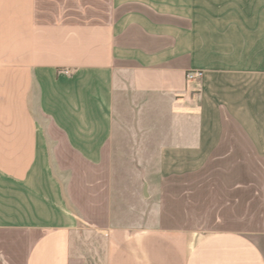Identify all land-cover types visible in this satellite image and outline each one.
Here are the masks:
<instances>
[{
	"label": "crops",
	"instance_id": "0c3cea01",
	"mask_svg": "<svg viewBox=\"0 0 264 264\" xmlns=\"http://www.w3.org/2000/svg\"><path fill=\"white\" fill-rule=\"evenodd\" d=\"M0 264H264V0H0Z\"/></svg>",
	"mask_w": 264,
	"mask_h": 264
},
{
	"label": "built area",
	"instance_id": "2783aa9c",
	"mask_svg": "<svg viewBox=\"0 0 264 264\" xmlns=\"http://www.w3.org/2000/svg\"><path fill=\"white\" fill-rule=\"evenodd\" d=\"M200 76H201V74H187V75H186V78H187L188 80H193V79L198 78V77H200Z\"/></svg>",
	"mask_w": 264,
	"mask_h": 264
}]
</instances>
